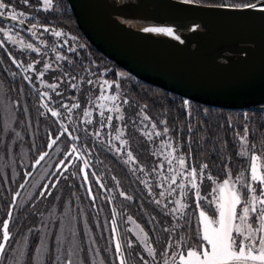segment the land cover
I'll use <instances>...</instances> for the list:
<instances>
[{
    "label": "trees",
    "instance_id": "trees-1",
    "mask_svg": "<svg viewBox=\"0 0 264 264\" xmlns=\"http://www.w3.org/2000/svg\"><path fill=\"white\" fill-rule=\"evenodd\" d=\"M0 2L8 6L4 10L5 17L13 11L22 12L27 17L25 23L28 26V29H24L0 20V86L3 93V99H0V223L8 219L10 209L12 212L9 222L11 236L5 258L0 260V264L36 263L41 229L54 217L48 211L52 200H45L46 193L44 196L40 193L44 190L48 192L51 187L53 189V185H60L58 174L61 161L64 165L68 164L72 153H78L80 159L76 167H71L62 187L66 197H69V207L76 216L77 222L74 224H77L79 234L84 233L86 226L103 264L119 263L112 243L108 241L112 236V220L107 215L106 206L102 207L98 199L101 183L119 187L130 197L124 201L126 215L132 217L149 236L156 251V264H164L168 259L169 255L162 253L172 241H180V251L186 250V246L198 244L196 204L198 202L200 208L211 214L212 193L208 190L211 183L241 172L246 177L250 154L264 149V110L259 107L223 110L190 101L185 107L187 100L140 82L95 51L84 39L67 0H52V7L47 11L42 8V0H28L27 4L24 0ZM224 2L199 0L198 3L218 5ZM227 2L237 4L247 0ZM32 25H36L38 36L33 37ZM45 27L48 32L44 31ZM1 31L17 34L18 38L14 42L9 37L5 39ZM53 31H60L62 35L56 37ZM26 44H32L38 51L24 47ZM58 56L63 59H57ZM13 60L17 63H13ZM32 61H36V69L42 66L44 84L49 88V85H57L55 90L45 93L39 87L41 81L30 73L27 75V65ZM45 64L49 65V69L45 70ZM105 81L111 84V90L118 98L113 111L117 107L120 109L117 113L109 114L105 110L107 117L112 114L108 128H104L106 118L95 116L99 114L96 106L108 85ZM42 93L46 94L44 98H48L44 99ZM2 104L5 107L8 104L13 113V122L8 127L1 116ZM50 110L60 115L53 117ZM85 111L90 115L85 116ZM117 116L122 119H117ZM144 116L148 119L145 120ZM139 118L149 127L155 124L162 131L167 128L171 148L175 149L178 157L185 158V168L182 170L185 176L176 175V183L172 186L170 177L166 181L162 179L168 174L172 176V173L150 153L149 143L140 132ZM245 129L250 152L248 156H241V137L245 136ZM118 131L123 132L118 139L127 141L121 153L117 152L120 144L114 142ZM52 140H56V143L49 148ZM128 151L132 152L135 163L128 161ZM44 153H47L44 160L33 167ZM84 160L89 162L85 169L88 183H85L81 171ZM203 164L208 167L204 169L202 178L197 180L203 199L197 201L196 189L191 188L187 178L191 180L188 173L192 168L199 173ZM179 176L185 178L186 196L181 194L178 187L182 183ZM161 193L165 196L162 200ZM155 200L161 201L160 209L154 208ZM176 200L188 205L184 210L187 215L169 211L177 207ZM93 220L98 224V229ZM126 237L125 254L129 264H144V260L153 264L141 247L133 243L131 237ZM129 242L131 248L128 247Z\"/></svg>",
    "mask_w": 264,
    "mask_h": 264
},
{
    "label": "water",
    "instance_id": "water-1",
    "mask_svg": "<svg viewBox=\"0 0 264 264\" xmlns=\"http://www.w3.org/2000/svg\"><path fill=\"white\" fill-rule=\"evenodd\" d=\"M67 3L95 51L140 82L207 107L264 110V13L181 0ZM148 26L171 27L179 39Z\"/></svg>",
    "mask_w": 264,
    "mask_h": 264
},
{
    "label": "snow or ice",
    "instance_id": "snow-or-ice-1",
    "mask_svg": "<svg viewBox=\"0 0 264 264\" xmlns=\"http://www.w3.org/2000/svg\"><path fill=\"white\" fill-rule=\"evenodd\" d=\"M199 0H181L183 4H195L198 3ZM24 3L27 4L28 0H24ZM42 5L45 11L49 10L52 7V0H42ZM8 6L0 2V16H4V10ZM218 8H224L229 10H253L260 13H264V0H247L245 3H229L225 0L224 3L215 5ZM12 21H18L19 24H24L25 17L24 13H16L13 11L8 17ZM19 18V19H18ZM33 28L36 25L32 26ZM45 32H48V28H44ZM145 32H155V33H164L169 36H173L172 29L168 28H145ZM56 37H60L62 33L60 31H53L52 33ZM5 37H8V32H4ZM33 37H35L36 33L32 32ZM10 38V37H9ZM174 39H179V37L173 36ZM74 39V38H73ZM2 47V45H0ZM24 47L31 49L32 51H38L36 48L33 47L32 44H26ZM57 59H63V57H57ZM13 63H17L13 60ZM19 66V65H18ZM49 65L45 64V70ZM32 65L28 66L27 70H31ZM91 83V81H89ZM105 84H108L105 81ZM53 90L56 89L57 85H49ZM116 87H119V83H116ZM46 95V94H41ZM106 97L101 96V99H105ZM112 101L117 99L116 96L107 97ZM127 103V101H124ZM43 107L47 108V105H43ZM188 106V101H185V107ZM65 107H67L65 105ZM72 107H79V105H73ZM101 107H104L101 105ZM51 115L53 117H57L60 115L59 112L55 110H50ZM71 108H69V112ZM115 111L119 112L120 109L117 107ZM90 115L87 111H85V116ZM103 116V112L101 113ZM117 119H122V117H117ZM144 119L147 120L148 117L144 116ZM108 124H111L112 117H107ZM90 122V121H89ZM103 123V120L101 121ZM63 127V125H61ZM153 129L156 128V125H152ZM67 131V129H65ZM168 129H164V134H167ZM145 135L149 140L152 139L151 133H142ZM96 135L98 136L99 133L97 132ZM123 135L122 131H118L117 139ZM161 135L160 132H155V136L159 137ZM72 138V137H70ZM56 139H59L57 137ZM56 143V140H52L51 143L48 145L49 148ZM122 146L127 144V141L121 142ZM241 144L242 148L240 151L241 156H248L250 149L247 146V129H245V136L241 137ZM165 146L171 147L170 144H166ZM255 148V145L252 146ZM76 149L73 147V152ZM264 154V153H262ZM47 153L42 154L39 159L35 161L36 165H39L41 161L44 160ZM128 161H132L135 163L133 158V154L131 151L127 152ZM172 154L168 153L166 159L168 160V164L171 165L172 163ZM76 159H80L79 156ZM178 163L181 169L185 168V158L183 156L177 157ZM251 163V183H247L244 181V173L241 172L240 175L236 178L235 182L232 180L231 176L229 175L228 179H224L222 183L217 185V188L214 192L218 191L219 195L218 198L214 201L216 210L219 214V219L215 217H210L206 214L205 211L201 210L199 212V217L197 220L198 225H200V230L197 234V239L199 241L196 245H189L186 246V250L184 251H174L172 252V260L171 264H264V170H258L257 168V155L255 152L251 154L250 157ZM63 164V161H61ZM127 163V161H126ZM89 162L84 160V168L81 169L83 172L84 169L88 167ZM208 167L207 164H203L200 168L199 173L195 168H192L188 175L191 177L190 184L191 188L196 189V198L197 201L203 199L199 193V187L197 184V180L202 178V174L204 169ZM66 170V169H65ZM143 169H141L142 171ZM208 179H212L211 176ZM85 183H88V176L85 173L84 175ZM172 183H176V175L171 177ZM99 183V181H97ZM215 183V181H213ZM259 185V188L256 185ZM239 185V187H238ZM24 187V185H21ZM47 189V185L44 186ZM55 187V185H53ZM101 187H104L101 185ZM181 189V194L186 196L184 192L185 185L181 183L179 185ZM246 188L247 192H243L242 189ZM50 194V193H49ZM125 199H130L127 197L123 192L120 193ZM19 193H16L18 196ZM41 196L45 195V192L40 193ZM89 196H92L91 189L89 188ZM163 196V193H161ZM13 201H15V196L13 197ZM157 204H160L161 201L157 200ZM176 208L171 209L173 214L176 212H180L182 216L187 215L184 211L188 205L186 203H182L181 200H176ZM196 207L199 209L201 205L197 202ZM167 214V213H165ZM115 211H113V220L112 223L114 227L112 228L113 237L116 238L115 242V252L117 258L119 260V264H129V261L125 258L124 251L122 249V245L117 238L119 233L117 228L115 227ZM12 218L11 209L8 212V219H5L0 223V260L5 258L4 254L6 252L7 243L10 240V231H9V222ZM131 219V217H129ZM139 228V225L136 226ZM168 231L169 229H164ZM140 232L143 233V229H140ZM142 243H145V250L149 256L155 259V253L153 248L148 245L147 242V235L144 234L139 237ZM183 240V237L181 238ZM128 247L131 248L132 244L129 242ZM172 245L169 244L168 248H171ZM180 245H177L179 248ZM162 255H168V249L166 248ZM59 257H57V261H59ZM144 260L143 257H141ZM67 264H73L72 260V253L69 251L66 255ZM56 264V262H54ZM63 264V262H61ZM103 264V262H101ZM144 264H149L147 260H144ZM164 264H169V260H165Z\"/></svg>",
    "mask_w": 264,
    "mask_h": 264
},
{
    "label": "rangeland",
    "instance_id": "rangeland-1",
    "mask_svg": "<svg viewBox=\"0 0 264 264\" xmlns=\"http://www.w3.org/2000/svg\"><path fill=\"white\" fill-rule=\"evenodd\" d=\"M42 8H43V6H42ZM37 30L38 29L33 28L32 32L36 33L35 36H38L39 32ZM4 32L5 31H1L2 36L5 39H7V37H5V35H4ZM17 33H19V31H17ZM8 37H10L9 39L14 42L18 38V35L17 34H10V32H9ZM13 38H15V39L13 40ZM21 43H22V40L20 42H18L19 47H20ZM35 62L36 61L29 62V64L27 65V69H28L29 65H32V69L26 70L25 72L27 73V75H29V73L32 74L36 80L39 79L38 81H41V83H39V87H40V89L44 90L45 93H47V90L53 91V89L49 88L47 86V84H44V78H43L44 72H42V70H43L42 66H40L38 69H36L37 66H36ZM47 69H49V68H47ZM42 73H43V75H42ZM102 96L106 97V98L105 99L100 98L101 101L96 106V109L99 111L98 112L99 114H98V116L97 115H95V116L98 118H103L105 120V118L107 119V115H106L107 112H108V114L109 113H117V111H115V110L113 111V108H115L114 107L115 101L107 99V97L116 96V93H114L111 90V87H109L107 85ZM45 97H46V95H45ZM47 98H44V99H47ZM0 99H3V93H2L1 86H0ZM101 105H103L104 107H101ZM105 110H108V111L105 112ZM102 112H103V116H101ZM12 114L13 113L11 112V107L8 104L5 107L4 104H2L1 116L3 117V122L5 120V126L6 127L10 126L9 124H11V122H13ZM111 115L112 114H110V116ZM140 119L141 118H139V120ZM139 120H138V122L140 123L139 126L141 128L140 132L152 134L151 140H149L145 135L142 134L144 136V138L149 143L150 153L152 155H154V157L160 161L161 166L168 168L167 170H169L172 173V176L173 175H182L183 176L184 174L182 173V170H184V169L180 168L178 160L176 159L178 157L177 152L175 151L174 148L165 146L166 144L171 145V141L169 140L168 136L166 134H164V131H162L161 128L156 126V128L153 129L152 126L149 127L147 124H145L143 119H141L140 121H142L144 123H141ZM104 124H103L104 128L109 127L108 121H105ZM79 130H81V128ZM157 131L161 133V135L159 137L155 136V132H157ZM114 142L120 144L119 148L117 149V152L121 153L122 152L121 148L123 147L121 144L122 141H120L119 139H114ZM168 153L172 154L171 165L168 164V160L166 159V157L168 156ZM262 153H264V149L260 152H255V154L258 157V159L256 161L258 170H264V154H262ZM251 154H250L249 160H248L249 163H248L247 175L244 178V181L247 183H251V163H252V161L250 159ZM77 156H79L78 153H72L70 160L67 162L68 164L64 165L61 163L62 164L61 171L58 174L59 175L58 176V182H60L58 184H60V185L56 184L55 187H53V189L51 187L52 190L50 189L48 192H45L46 193L45 200H47V198H50L52 200L51 206H50L48 211H50L51 216H54V217H52V220L47 223V225L44 227V229L43 228L41 229V233H40L41 237L39 239V247L37 250V258H36L35 264H54V262H56V264H61V262H63V264H65L67 261L66 255L69 251H71V253H72L73 264H101V262H103V260H101V258H100L99 250H98L96 244L94 243L93 236H91L88 229H86V226H85L84 233L82 235L79 234L78 229H77V224H74V222H77L76 216H75L73 210L69 207V197H66L67 195L65 193L64 188L62 187L63 182L65 183L68 179V174L72 170L71 167H73V166L76 167L78 165V159H76ZM61 164H59L58 167H60ZM158 166L160 167V165H158ZM82 168H84V167H82ZM85 173L86 172L84 169V171L82 172L83 176L85 175ZM239 175L240 174H236L234 177L231 176L232 180L235 182L236 178ZM172 176H170L168 174V176L163 177L162 179L166 181L167 177H170V179H171ZM228 178H229V176L224 178V179H228ZM180 179L182 180V183L185 181L184 177H180ZM224 179L219 180V181H215V183L212 182L211 185L209 186L210 189L208 188V190H210L212 193L211 194L212 195V203H211L212 204V212H211V214L206 212L202 208H199V209L197 208L198 209L197 219L199 217V212L201 210L205 211L206 214H208L210 217H215L216 219H219V214L216 210L215 203H214V201L218 198L219 193H218V191L214 192V190L217 188L218 184L223 182ZM163 180H161V176H160V181L162 183L164 182ZM187 180H189V182H190V179L187 178ZM170 183H171L170 185L172 186L173 185L172 181H170ZM101 185H103L104 187H101ZM101 185H100V191L98 193V199L101 201L102 207H103V205L106 206V211L108 212L107 215L109 216L110 220H113V211H115V213H116V215H115V227L117 228V231L119 233L117 238L119 239V241L122 245V249L124 251L125 258H126L125 251H126V238H127L126 236H128V237H131L133 243L136 242L141 247L144 254H146V256L149 257V260L151 261V263L156 264V262H157L156 251L151 244L149 236L147 235L145 230L132 217H131V219H129L130 216L126 215V205L124 204L125 198L123 196H121V194H120L122 192L121 188H119V187L114 188V187H112V185L110 183L107 186L104 185L103 183H101ZM238 187H239V185H238ZM256 187L259 188V185L257 184ZM203 188H202V190H203ZM242 191L247 192V189L243 188ZM207 192H209V191H207ZM174 195L175 194H173L172 196H174ZM164 197L165 196H162L161 200ZM169 197H171V196L169 195ZM153 206L155 209H160V207H159L160 204H157L156 202L154 203ZM107 207H108V209H107ZM154 213L155 212H153L152 215ZM72 220H73V222H71ZM93 223L95 225V228L97 227L96 229H98L99 228L98 224L94 220H93ZM110 224H111V228H113L114 227L113 223L111 222ZM137 225H139V228L136 227ZM200 227L201 226L199 225V230H200ZM140 229H143V233L140 232ZM144 234H146L147 238H148L146 243L148 245H150L154 250L155 259H153L151 256L148 255V253L145 250V243H142L141 239L139 238L140 236H142ZM108 241H109V244L112 243V247H113L115 257L117 259V262L119 263V260L117 258L116 252H115L116 238L113 237V232H112L111 239H109ZM179 242L180 241L176 240L175 242L172 241L169 243L172 245L171 248H168V249H170V251H168L169 256L167 259V260H169V263H171V260H172V252L180 251V247L177 248V245L178 244L180 245ZM57 257L60 258L59 261H57Z\"/></svg>",
    "mask_w": 264,
    "mask_h": 264
},
{
    "label": "bare ground",
    "instance_id": "bare-ground-1",
    "mask_svg": "<svg viewBox=\"0 0 264 264\" xmlns=\"http://www.w3.org/2000/svg\"><path fill=\"white\" fill-rule=\"evenodd\" d=\"M148 28H154V27L148 26ZM155 28H161V27H155ZM163 28H165V29H168V28L172 29L171 27H163ZM172 32H173V36L178 37V34L173 29H172ZM158 34H160L162 36H165L167 38H170V39H174L173 36H169V35H166L164 33H158Z\"/></svg>",
    "mask_w": 264,
    "mask_h": 264
}]
</instances>
